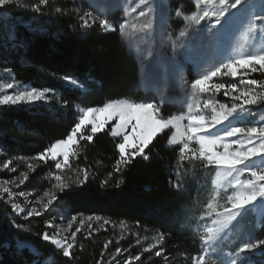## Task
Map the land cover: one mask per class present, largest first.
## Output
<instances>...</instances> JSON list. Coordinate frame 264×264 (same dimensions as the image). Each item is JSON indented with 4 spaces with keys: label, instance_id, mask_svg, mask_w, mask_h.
I'll return each mask as SVG.
<instances>
[{
    "label": "trees",
    "instance_id": "trees-1",
    "mask_svg": "<svg viewBox=\"0 0 264 264\" xmlns=\"http://www.w3.org/2000/svg\"><path fill=\"white\" fill-rule=\"evenodd\" d=\"M81 6L79 0L46 4L16 0L8 14L22 23L8 29L0 21V69H6L16 83L48 90L43 103L0 107V164L10 162L9 169H16L11 176L27 175L20 189L33 195L50 190L56 174L74 176L76 165L87 170L90 179L63 193L56 207L67 215L91 216L93 228L78 235L71 255L64 257L42 238L50 213L18 217L0 198V264H44L47 256L55 264H98L113 242L132 247L135 254L134 236L142 239L150 233L158 241L164 237L158 247L161 255L146 253L138 264H192L191 258L203 248L192 210L209 191L214 169L197 159L181 163L180 146L168 144V130L145 150L148 159L137 156L120 173L114 171L115 145L120 141L111 136L109 127L92 142L78 140L73 149L77 155L70 158L71 172L57 171L51 160L37 159L51 143L67 136L77 122L76 107H100L120 99L156 103L152 92L138 87V63L118 32L78 24L76 12ZM248 79L264 81L257 72ZM166 109L160 113L163 118ZM121 179L124 182L117 186Z\"/></svg>",
    "mask_w": 264,
    "mask_h": 264
},
{
    "label": "rangeland",
    "instance_id": "rangeland-1",
    "mask_svg": "<svg viewBox=\"0 0 264 264\" xmlns=\"http://www.w3.org/2000/svg\"><path fill=\"white\" fill-rule=\"evenodd\" d=\"M79 1L83 2V6L78 7V11L76 12L78 24L82 27L79 17L85 12H89L91 15L87 18L90 21L92 19L96 20V23L92 26L96 25L100 27L99 20L103 18L109 19L111 23L116 25L122 44L138 63V87L144 93L152 92L154 97H156V103L154 105L159 109L157 118H163L160 113L163 109L167 108L165 105H168V110H165L167 116L163 119L183 116L184 119L181 121L182 127L187 126V116L190 112L192 115L202 114L210 119L211 109L204 107V104L208 100L215 101L217 105L225 103L230 107L232 98L238 95L239 91L246 90L241 80H249V75L254 72L250 68H241L237 70V76L232 77L227 74L228 70L226 68H221L217 76L211 77L205 82L203 86L208 91L203 93L198 90L194 91L191 88V84L196 79H202L204 75L215 71L221 64L227 63L229 59L264 51V24L257 22L258 27L256 32L249 34L247 39L244 35L247 20L253 11L252 5L255 6V12H264V7H261L264 0H250V6L242 7L239 11L233 10L234 13L227 16L225 28L219 30V38L212 37L208 34L206 22L202 21L197 26L194 22L185 19V17L200 13L204 9L212 11L214 8L219 7V0H213V3L208 5H205L202 0L199 4L196 3V0H148L144 5H141L139 0ZM150 6L152 7V11H149ZM9 7L11 9V6ZM101 9H106V11H101ZM141 11L146 13L144 17L139 15ZM12 17L14 16H9L8 14V7L0 9V21L4 22L8 29H12L14 25L22 23L19 17ZM125 21L126 32L125 34H121L118 25ZM149 21L153 27L147 31L142 30L144 24ZM180 31H184L186 35L180 37ZM189 56L192 59H189ZM257 73L264 78V70L257 71ZM69 82L72 83L71 81ZM9 83L13 84L14 87L12 89L7 88ZM218 83L225 84L226 86L219 92L214 88V85ZM260 83H264V81ZM232 84H236L237 90L230 92L229 96H225V91H228ZM253 88L258 93H264V89H261L259 84L253 86ZM31 89L28 86L16 83L6 69H0V96L12 95ZM45 101L46 97L41 102L43 103ZM116 101L135 103L124 99L113 100L107 103ZM37 103L39 102L19 103L16 105H34ZM83 110L84 108H75L77 122L79 114ZM229 123L235 127L259 126L261 123H264V102L251 106L250 111L243 116L230 118L229 122H225V126ZM113 125L114 121H110L106 125V128H111ZM86 127L89 128L87 125ZM166 130L170 132L168 144L174 145L170 141L171 137L175 134V128ZM223 130V127L217 126L216 131L218 134L223 135ZM237 138L239 137H226L225 142L231 144ZM118 139L122 142V138ZM176 145L182 146V144ZM189 147L190 149H195L198 148V145L195 141H192ZM220 150L222 151V148ZM188 159L195 158L188 157L186 160ZM46 160L51 159L50 157H46ZM4 164H0V185L8 187L13 195L9 197L3 192L2 187H0V198L4 200L15 216L30 218L26 216V213H18L15 211L11 206L12 203L18 204L21 208L28 210L32 207L40 209V204L37 201H41L45 191L33 195L31 192L21 190L19 176H11L12 171L5 169L3 167ZM254 164L258 169L264 170V159L258 158L254 161ZM212 167L214 173L210 177L209 191L203 197L204 200L200 203H194L192 210V213L196 214L193 223L200 230L201 238H207L210 235L213 237L209 253L205 257V264L208 261H210V264H232L233 259L237 261V264H264V249H257L251 253L238 254L243 244L264 239V199L259 200L253 206H249L246 211L238 213L236 219L229 222L226 228L216 232L215 229L217 226L213 224V221L217 219V213L223 212L224 207H231L228 202V197L237 190L234 186L236 179L239 178L242 182L246 181L250 178V174L243 169L242 165L238 166L240 171L233 172L231 175H225L215 165H212ZM6 173L8 177L3 178V174ZM218 173H220L219 176ZM6 181H11V183H5ZM20 192H24L25 195L20 196ZM46 200L47 198H44L41 203L46 202ZM210 203L213 205L212 210L208 208V204ZM40 210L42 214H51V220L47 223L48 229L46 232L57 235V238L61 235L70 236V233L77 227L81 231L76 234V237L93 228L94 222L92 220L89 221L85 217H76V220L72 222V228H68V223L73 215H67L61 212L56 207V202L49 209ZM81 220L84 223H80ZM54 228L56 229L55 231ZM209 228L213 229L212 233L207 231ZM65 229L66 231H64ZM156 236L151 233L143 235L142 239L134 236L137 240L135 254L132 247H118V241H115L112 243L113 248L110 253L98 264H138L142 255L146 253L156 255L155 253L161 243L156 239ZM45 242L51 244L50 241ZM149 245H155V247L149 248ZM27 247L31 249L30 246ZM53 247L55 248V246ZM204 247L205 245L203 244L202 251L191 258L192 264L194 258L203 252ZM117 248L120 249L119 253L116 251ZM137 256L139 257L138 260L136 259ZM43 263L55 264V261L51 256H47L43 259Z\"/></svg>",
    "mask_w": 264,
    "mask_h": 264
},
{
    "label": "snow or ice",
    "instance_id": "snow-or-ice-1",
    "mask_svg": "<svg viewBox=\"0 0 264 264\" xmlns=\"http://www.w3.org/2000/svg\"><path fill=\"white\" fill-rule=\"evenodd\" d=\"M15 2L16 0H0V9H5ZM147 2L148 0H139L141 5ZM202 2L208 5L212 4L213 0H202ZM46 3L47 0H39V4ZM196 3H201V0H196ZM245 6H250V0H219V7L214 8L212 11L204 9L200 13L185 17V19L194 22L197 26L202 21L206 22L208 34L212 37L219 38V30L225 28L227 16L234 13L233 10L239 11ZM254 7L252 5L253 11L249 15L246 23V32L244 33L246 39L249 34L256 32L258 27L257 22L264 24V12H255ZM261 7H264V2H262ZM36 10L39 11V7ZM101 11H106V9H101ZM149 11H152L151 6ZM90 15L91 13L85 12L79 17L82 27L85 29L90 28L96 23L95 19L90 21L87 18ZM139 15L144 17L146 13L141 11ZM99 25L102 30L117 31L116 25L111 23L107 18L100 19ZM152 27L153 25L149 21L144 24L142 30L147 31ZM118 29L121 34H125L126 21L119 23ZM185 35L186 33L184 31L179 32L180 37H184ZM188 58L192 59L190 56ZM221 68H226L228 70L227 74L232 77H236L238 74L237 70L241 68H250L252 72L262 71L264 70V51L229 59L227 63L221 64L215 71L204 75L202 79H196L191 84V88L201 93L207 92L208 89L203 85L211 77L217 76ZM65 79L71 78L65 77ZM241 83L245 85L246 90L239 91V94L232 98L230 107L225 103L217 105L215 101L208 100L204 104V107L211 109L210 119L202 114L192 115L190 112L187 116L188 123L186 127H182L181 125V121L184 119L183 116L158 119L157 114L159 109L154 104L148 102L125 103L116 101L105 103L102 107H86L79 114L78 122L70 128L66 138L51 143L45 152L39 154L37 159L46 163V157H50L57 171L69 168L70 158L77 155L73 149L78 140L92 142L96 134L104 130L110 121H114V125L110 128V134L113 138H122V142L115 145L118 149V158L115 161L116 167L114 171L120 173L123 171L122 166L127 167L137 156L148 159L145 150L152 143L154 137L166 129L170 130L171 128H175V134L171 137L170 142L174 145L182 144L179 147V161L181 163L188 157H193L200 160L202 165H215L225 175H231L233 172L240 171L238 166L241 165L250 174V178L246 181L242 182L239 178L236 179L234 186L237 190L228 197V202L231 207H224L223 212L217 213V219L213 221V224L217 226L215 231L219 232L226 228L229 222L235 220L238 213L246 211L249 206H253L259 200L264 199V170L258 169L254 164L256 159H264V123H261L259 126L250 127H235L231 126L230 123L225 126V122H229L230 118L243 116L250 111L251 106L264 102V93H258L253 88V86L259 83L256 79L241 80ZM13 87L11 83L7 85L9 89ZM225 87V84L222 83L214 85L217 92ZM259 87L264 89V83H260ZM236 90V84H232L229 90L225 91L224 95L229 96L230 92H235ZM47 91V89L39 90L33 87L31 90L21 91L12 95H3L0 96V105L41 102L44 101ZM86 125L89 126L90 131L86 132ZM217 126L223 127V135L218 134L216 131ZM129 129L131 130L129 131ZM226 137L239 138L234 139L229 144L225 142ZM192 141H195L198 148L190 149L189 144ZM221 148L222 151L220 150ZM9 163H5L3 167L9 169ZM32 167L33 165L29 164V168ZM10 171L15 172L16 169L11 168ZM71 171L73 169L69 168V172ZM74 171V176L54 175L53 180L55 183H53L50 190L44 192L41 198V201L47 198L46 202L41 203V201H37L40 204V209H49L54 202L60 200V196L63 193L72 189L74 185L84 186L90 179L89 172L79 168L78 165L75 166ZM219 175L220 173H218ZM27 179V175L22 174V178H19V183L24 184ZM123 182V179H121L117 186ZM5 183H11V181H6ZM0 187H2L3 192L9 197L13 195L8 187L3 185H0ZM19 195L24 196L25 193L20 192ZM11 206L18 213H26L27 217L40 216L42 214L41 210L36 207L28 210L21 208L15 203H12ZM208 208L212 210L213 205L211 203L208 204ZM96 219L99 220V217H96ZM75 220L76 217L73 216L68 223V228H72V222ZM88 220H92V217L89 216ZM80 223H84V221L81 220ZM80 231L81 229L77 227L70 233V236L61 235L59 238L55 234L45 232L43 240L50 241L57 250L62 252L64 257H69L71 255L70 250L75 245L76 234ZM207 231L212 233L213 229L209 228ZM158 239L162 241L164 237L161 235ZM201 239L205 247L203 252L194 258L193 264H205V257L208 255L213 241L211 235L207 238L202 237ZM152 247H155V245H149V248ZM257 249H264V239L243 244L238 254L251 253ZM116 251L119 253L120 249L117 248ZM155 254L160 256V250H157ZM136 259L138 260L139 257L137 256ZM232 264H237V261L233 259Z\"/></svg>",
    "mask_w": 264,
    "mask_h": 264
}]
</instances>
